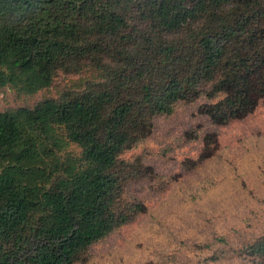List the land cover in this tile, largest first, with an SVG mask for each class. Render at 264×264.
<instances>
[{
  "label": "trees",
  "instance_id": "1",
  "mask_svg": "<svg viewBox=\"0 0 264 264\" xmlns=\"http://www.w3.org/2000/svg\"><path fill=\"white\" fill-rule=\"evenodd\" d=\"M60 77L56 95L0 110V264H88L146 214L132 189L157 172L128 155L156 118L198 102L225 127L264 107V0H0V94ZM184 137L201 145L189 170L221 146L200 125ZM227 213L197 232L198 264H264V228Z\"/></svg>",
  "mask_w": 264,
  "mask_h": 264
},
{
  "label": "rangeland",
  "instance_id": "2",
  "mask_svg": "<svg viewBox=\"0 0 264 264\" xmlns=\"http://www.w3.org/2000/svg\"><path fill=\"white\" fill-rule=\"evenodd\" d=\"M63 84L60 77L34 95L8 88L0 94V110L32 106L56 95ZM198 104H181L171 117L156 118L153 133L130 151L128 156L142 154L157 172L154 180L132 189L147 201L148 212L95 244L88 264H198L209 249L196 241L197 232L207 233L210 222L230 218L227 212H242L239 220L251 218L248 232L264 228L263 105L244 121L215 127L199 115ZM198 125L202 133L215 130L221 146L203 166L189 170L186 159L201 145L187 141L184 133Z\"/></svg>",
  "mask_w": 264,
  "mask_h": 264
}]
</instances>
